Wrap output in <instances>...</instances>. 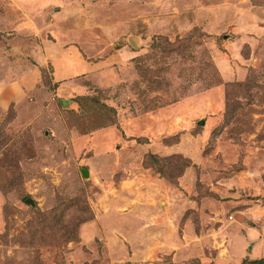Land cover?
<instances>
[{"label":"rangeland","instance_id":"rangeland-1","mask_svg":"<svg viewBox=\"0 0 264 264\" xmlns=\"http://www.w3.org/2000/svg\"><path fill=\"white\" fill-rule=\"evenodd\" d=\"M20 7L0 0V264L264 260V0Z\"/></svg>","mask_w":264,"mask_h":264},{"label":"crops","instance_id":"crops-1","mask_svg":"<svg viewBox=\"0 0 264 264\" xmlns=\"http://www.w3.org/2000/svg\"><path fill=\"white\" fill-rule=\"evenodd\" d=\"M37 1L38 0H35V2L32 0H15L16 3H19V2L21 3V7H20L21 12L25 13L29 18L31 16L33 17L34 13H40L41 10L44 12L46 8H43V4L45 5V3H47L49 0H42V3H40L38 6H36ZM33 2H34V5H33ZM75 63L76 64H74L75 65L74 69L76 66L78 67L77 69H79V70L86 69V68H88V66L90 67V65H89L90 63L86 60H83V59L75 60ZM71 66H67L68 67L67 71H70V72L75 71L74 69L71 68ZM82 67H84V68H82ZM132 213L138 215V212L136 210H132ZM126 217L128 218V214L126 215Z\"/></svg>","mask_w":264,"mask_h":264},{"label":"trees","instance_id":"trees-1","mask_svg":"<svg viewBox=\"0 0 264 264\" xmlns=\"http://www.w3.org/2000/svg\"><path fill=\"white\" fill-rule=\"evenodd\" d=\"M162 175L165 176L164 174H162ZM250 264H264V260L263 259H261V260H253V261H251Z\"/></svg>","mask_w":264,"mask_h":264},{"label":"water","instance_id":"water-1","mask_svg":"<svg viewBox=\"0 0 264 264\" xmlns=\"http://www.w3.org/2000/svg\"><path fill=\"white\" fill-rule=\"evenodd\" d=\"M85 176H88V170L84 171ZM30 202H33L32 200H29Z\"/></svg>","mask_w":264,"mask_h":264}]
</instances>
